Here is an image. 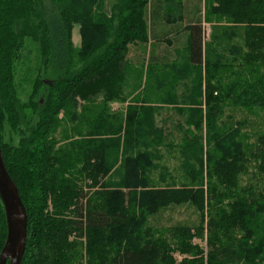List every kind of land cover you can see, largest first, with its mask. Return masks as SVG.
I'll return each mask as SVG.
<instances>
[{"label": "trees", "instance_id": "1", "mask_svg": "<svg viewBox=\"0 0 264 264\" xmlns=\"http://www.w3.org/2000/svg\"><path fill=\"white\" fill-rule=\"evenodd\" d=\"M106 2L0 0V146L28 215L22 264H264V131L234 121L246 111L264 127V0H204L210 39L201 16L185 28L186 67L199 70L160 71L172 94L156 99L171 106L162 127H146L149 109L111 107L135 81L152 87L150 72L126 63L147 41L150 1ZM163 148L182 151L176 167ZM185 206L196 223L158 228ZM6 237L0 200V254Z\"/></svg>", "mask_w": 264, "mask_h": 264}, {"label": "rangeland", "instance_id": "2", "mask_svg": "<svg viewBox=\"0 0 264 264\" xmlns=\"http://www.w3.org/2000/svg\"><path fill=\"white\" fill-rule=\"evenodd\" d=\"M175 0H168V4H166V10L168 11L169 15H170V19L172 20H176L178 19V12L179 10H174V8L172 9V7L170 6L171 3H173V5H175ZM178 1V0H177ZM181 1V0H180ZM116 0H107L106 4L107 5H112L113 3H115ZM182 6L184 8V10H196L197 13L199 14L200 13V16L202 17L201 20L203 23H205V41H208L211 37V30L213 28V26L215 25L214 23H208L205 21V2L204 0H202V2L200 0H182ZM108 8V7H106ZM107 10V9H106ZM79 26L76 25L73 29V36H72V42H73V45L74 47L78 48L80 47V42H81V36H80V31H79ZM146 36H147V41L146 42H137L133 45L130 46L129 48V52H130V49L133 50V47H136L138 49V51H140V53H142L143 50H145V48H143L144 46H146V48L148 47V44H149V35H148V32L146 33ZM32 47H30V45L27 46V48L25 49V51L23 52V59L19 65V71H24L26 72L27 70V66L30 64V62H27V58L30 56L31 58H34V54H35V51H32L31 52V49ZM148 49V48H147ZM30 51V52H29ZM129 52H128V55H129ZM186 50L184 48H178V49H174V57L175 59L174 60H168V63L170 64H174L178 67L180 66H184L186 67L187 66V60H186ZM147 53V52H146ZM128 55H127V66H129L133 72H142L144 74H146L147 72H150L151 73V76L153 77L152 79V87L150 89H147L145 91V89L143 90L142 88L143 87H139L138 83H136V81L134 82L133 84V87L134 88H131L133 90V92L131 93V97H127V101H125L124 103L122 102H114L111 104V107H112V110L113 111H122L123 113H125L126 109L129 107V106H137L138 108H142V109H149V111H147V114L145 116V122L147 124L146 127L150 126V124H154L155 126H158V127H162L163 125H161V122H159L158 118L160 119L162 117V115L159 114V111H158V108L161 106V108H166L165 106L167 107H171L170 105H166L164 103H157L159 101H156L157 98H160L157 93L159 92L161 98H164L165 96H167V94L169 93L170 95L171 92H169V90L166 92V91H161L159 89V85L161 83V77H162V74L160 73L161 69H159L158 67L156 66H146L144 65L143 63L141 64H138V61L135 60L134 58H129L128 59ZM171 61V62H169ZM134 65V66H132ZM132 66V67H131ZM182 67L180 70H183ZM158 69L159 71H157L154 75H152V70L153 69ZM187 71L189 70H197L198 68H190L189 67H186L185 68ZM199 70V69H198ZM197 70V71H198ZM203 70V69H202ZM196 71V72H197ZM134 73V74H136ZM54 76L53 74L50 73V75L48 76H44V79L46 78L45 82L50 83L53 79H54ZM151 77V78H152ZM138 80V79H136ZM23 81V80H22ZM20 82V81H19ZM25 82H22L20 85H22V89L25 90L26 94L24 93L22 95V99L25 100L26 97H27V92L29 90V86L27 84H24ZM129 89V88H127ZM127 89H124L123 90V94H125L126 96V90ZM161 91V92H160ZM184 92V90H182V88H179L178 90V94L180 95V93L182 94ZM177 93V91H176ZM145 97V98H144ZM151 97V98H150ZM155 98V99H153ZM133 102H137V103H133ZM133 103V104H132ZM119 106V108H118ZM167 109V108H166ZM155 111V112H154ZM152 112V113H151ZM227 113L226 114H230L232 113L230 110H227L226 111ZM154 113V116L152 117ZM161 113H165L164 110L161 111ZM233 114V113H232ZM235 114V119L234 121H238V120H241L245 117H248L249 120L253 121L255 123V128L256 129H259V127L261 126L260 130L264 131V127L262 126L263 123H262V120H260L261 118H256L255 116H249V115H246V111H242V112H237V113H234ZM63 116V115H61ZM165 122V120H163ZM258 126V128H257ZM59 132L56 134V137L59 138L60 137V134H61V128H59L58 130ZM146 133V131L144 132ZM10 137H11V134H10V131L8 129V127L5 128V131H4V140L5 142H10ZM145 137V136H144ZM15 145L18 144L19 142V138L15 136ZM13 139V140H14ZM147 141H150L149 139ZM160 156L162 157H168L170 156L171 154H173L174 156L178 157L176 160H171L170 161V164L169 166H171V168H174L176 167L179 162L177 160H182L183 158L181 157L182 156V151L181 150H176V149H167V148H163L161 149V152L159 153ZM165 163V160H163V163L159 164L157 163L158 167H157V170L154 172V176L153 178H156L155 180V183H157L156 185H159V181H158V173H162L163 172V167H164V164ZM120 178V177H118ZM117 178V179H118ZM161 185L165 186L166 184L165 183H160ZM165 220L162 225H159L158 228H166V227H169V226H175L177 224H187V225H190L192 226L193 223H196L197 220H198V215L197 213L194 212V210L192 208H187L186 206L185 207H180V208H177L175 211L171 212V211H168L166 214H165ZM154 224V223H152ZM161 233V231H160ZM145 234V232H144ZM158 236V235H156ZM195 243L199 244L202 248L206 249V241L205 240H200V239H195L194 240ZM176 258L178 261H180L182 259L181 256H179L178 254H176Z\"/></svg>", "mask_w": 264, "mask_h": 264}, {"label": "crops", "instance_id": "3", "mask_svg": "<svg viewBox=\"0 0 264 264\" xmlns=\"http://www.w3.org/2000/svg\"><path fill=\"white\" fill-rule=\"evenodd\" d=\"M149 1V8L147 12L149 35V44L147 47L148 49L146 48V46H144L143 48H145V50L140 53V51H138L136 47H133V50L130 49L128 59L134 58L138 61V64L143 63L146 66L150 65V68L151 66H156L159 69H162L168 63L169 59L171 61L175 59L173 54L174 49H178L181 47L186 50V60L188 61L189 56L187 47L189 38L188 34H185L188 32V29L186 30L185 28L187 26H190L191 22L197 21L200 13L198 14L195 9L193 11L184 10L183 12H178V19L172 20L170 19V15L166 8L159 6L160 4L162 5V1L164 2V0ZM202 27L205 32V23L203 22ZM178 31L180 32L179 35ZM126 91V96L131 97V93L133 92V90L129 88ZM157 95L161 97L159 92L157 93ZM165 107L171 108L167 106ZM166 108H161V106L158 108L159 114L162 115L160 119L158 118L159 122H161V125H164L163 120L167 118V114L161 113V110H165Z\"/></svg>", "mask_w": 264, "mask_h": 264}, {"label": "water", "instance_id": "4", "mask_svg": "<svg viewBox=\"0 0 264 264\" xmlns=\"http://www.w3.org/2000/svg\"><path fill=\"white\" fill-rule=\"evenodd\" d=\"M0 200L7 225V237L0 254V264H22L27 245L28 215L19 191L6 169L1 146Z\"/></svg>", "mask_w": 264, "mask_h": 264}]
</instances>
